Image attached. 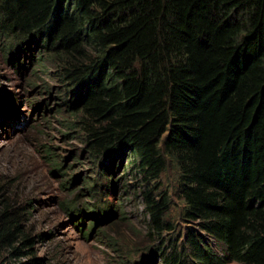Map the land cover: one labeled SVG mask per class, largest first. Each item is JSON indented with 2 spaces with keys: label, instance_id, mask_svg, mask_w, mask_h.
Instances as JSON below:
<instances>
[{
  "label": "trees",
  "instance_id": "trees-1",
  "mask_svg": "<svg viewBox=\"0 0 264 264\" xmlns=\"http://www.w3.org/2000/svg\"><path fill=\"white\" fill-rule=\"evenodd\" d=\"M0 36L9 52L40 44L97 174L129 158L161 264H264V0H0ZM168 165L185 223L174 237ZM84 205L66 208L83 235L86 217L115 215ZM25 210L0 200V264H40L18 262L32 255Z\"/></svg>",
  "mask_w": 264,
  "mask_h": 264
},
{
  "label": "rangeland",
  "instance_id": "rangeland-1",
  "mask_svg": "<svg viewBox=\"0 0 264 264\" xmlns=\"http://www.w3.org/2000/svg\"><path fill=\"white\" fill-rule=\"evenodd\" d=\"M39 45L32 40L26 50L9 52L8 42L0 36V200L27 209L23 223L33 238L32 255L18 262L161 264L160 253L151 250L157 240L146 234L149 219L143 210L140 175L133 169L124 172L129 158L120 156L107 170L108 177L97 174L81 136L66 127L71 122L65 111L67 96L62 94L52 67L38 63ZM56 166L61 167L59 171ZM87 176L96 183L98 202L86 196ZM159 181L169 201L164 220L174 228L175 232H170L174 237L185 223L181 221L183 203L177 197L176 172L171 165ZM71 203L85 215L89 214L85 203H98L106 210L112 206L115 215L110 220L86 217L84 230L91 220L96 223L88 236L83 235L76 219L66 211ZM120 210L127 221L120 222ZM4 256L7 258L6 253ZM7 263L15 264L14 260Z\"/></svg>",
  "mask_w": 264,
  "mask_h": 264
}]
</instances>
